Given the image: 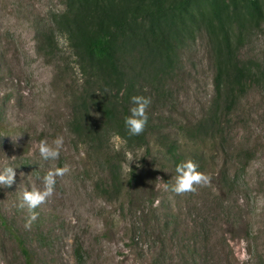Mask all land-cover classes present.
<instances>
[{
    "label": "rangeland",
    "instance_id": "374dc122",
    "mask_svg": "<svg viewBox=\"0 0 264 264\" xmlns=\"http://www.w3.org/2000/svg\"><path fill=\"white\" fill-rule=\"evenodd\" d=\"M154 1L0 0V173L16 172L0 185V264H26L19 240L33 264H264V0H190L158 23L136 17ZM113 5L140 10L129 15L122 74L98 57L83 72L70 10ZM86 31L102 35L95 23ZM133 96L151 98L147 123L179 147L171 155L125 152L103 126L105 110L121 114ZM81 116L103 144L77 138ZM209 119V133L195 131ZM57 136L59 159L43 160L40 142ZM188 160L211 182L176 194L177 165ZM65 165L70 174L26 228L23 193L43 191L47 172ZM131 167L155 202L128 187Z\"/></svg>",
    "mask_w": 264,
    "mask_h": 264
},
{
    "label": "trees",
    "instance_id": "16d2710c",
    "mask_svg": "<svg viewBox=\"0 0 264 264\" xmlns=\"http://www.w3.org/2000/svg\"><path fill=\"white\" fill-rule=\"evenodd\" d=\"M190 3V0H180L173 5H168V7H163L161 5L160 0L154 1V10L146 11L143 15H136L137 18H150L155 23H158L161 17L168 10H182L187 7ZM83 9H79V11H71L68 17V23L71 26L75 27L77 33L79 34L80 42H81V53L87 59V62L90 64L85 65L81 64V68L83 72L89 70L93 66V59L95 57L102 58L108 62L110 70L113 73H121V69L123 68V60L122 53L120 52V48L122 44H125L128 41V30H130L131 24L136 19L133 17H129L130 14H137L140 10L135 11L134 9L128 11L126 7H120L117 5L106 6L102 9L94 10L93 13L85 14ZM91 16L89 20L86 21L87 17ZM98 26L101 30L102 35L99 37L92 38L87 34V25L94 24ZM79 48V47H78ZM80 57V52L77 53ZM121 114H116L114 109H106L105 116L106 122L103 126L108 129L111 128L114 134L119 136L124 142L125 152L136 154L139 150H144L145 154L151 155L152 149L157 148V151L166 153L167 155H171L172 151H176L179 147H177L174 143L168 142L159 138L155 135L153 124L146 125L144 132L138 136L129 135L127 128L125 126V118L130 115V107L126 103H120ZM86 110V107H84ZM212 119L208 120V125L205 124L199 128H196L195 131L199 133L207 134L213 128ZM77 138L81 142L85 143H98L103 144L104 135L99 131L100 128L91 127V125L87 124V121L81 117L74 119L71 124ZM194 131V132H195ZM194 136V134H193ZM149 138H154L155 141L151 146ZM137 168L131 167L128 174L127 184L128 187H132L134 184L141 186L149 195L151 202H155V195L151 191L150 184L145 182L137 173ZM155 175H152L154 179ZM154 187V186H152ZM1 223L6 226V223L1 219ZM18 244L21 249L22 255L25 257L26 264H33L30 252L23 245L21 240L18 241Z\"/></svg>",
    "mask_w": 264,
    "mask_h": 264
},
{
    "label": "clouds",
    "instance_id": "9594fccd",
    "mask_svg": "<svg viewBox=\"0 0 264 264\" xmlns=\"http://www.w3.org/2000/svg\"><path fill=\"white\" fill-rule=\"evenodd\" d=\"M131 102L134 107L130 108V115L125 118V126L129 135L138 136L141 135L148 121L147 109L151 105V98L145 96H133ZM64 146L63 136H57L52 144L49 145L47 141H41L38 150L41 158L45 161H55L59 159L61 150ZM198 164L192 160H188L177 165L176 183L173 187V191L176 194L194 193L198 187L207 186L211 182V177L198 171ZM70 167L65 165L64 167L50 170L42 178L44 185L43 191L31 190L23 193V203L21 208L27 206L30 212V218L25 227L30 228L31 224L37 219L35 209L42 204L48 202V200L54 195L55 185L57 178H63L70 174ZM16 172L12 167H7L0 173V185L5 187H11L15 183Z\"/></svg>",
    "mask_w": 264,
    "mask_h": 264
}]
</instances>
